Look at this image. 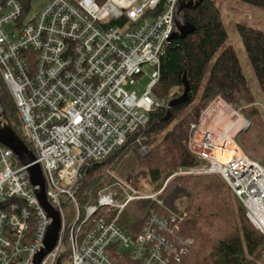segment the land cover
I'll return each mask as SVG.
<instances>
[{"label":"built area","instance_id":"2783aa9c","mask_svg":"<svg viewBox=\"0 0 264 264\" xmlns=\"http://www.w3.org/2000/svg\"><path fill=\"white\" fill-rule=\"evenodd\" d=\"M179 1L48 0L27 20L19 0H0V74L34 147L47 197L62 217L57 245L42 264H55L65 236L71 246L66 264H181L188 252L193 240L177 232L176 216L152 209L136 237L117 224L131 201L163 204L164 188L143 194L131 179L113 175L114 185L100 189L96 203L83 210L77 197L91 163L112 155L149 123L150 112L168 105L154 87L177 31ZM219 98L191 124L189 148L202 164L177 173L220 174L264 233V166L234 142L245 123L220 129L224 114L206 116ZM229 134L231 149L222 142ZM227 150L230 157L221 159ZM36 189L28 165L0 143V264H33L43 246L52 219ZM68 202L76 208L71 224Z\"/></svg>","mask_w":264,"mask_h":264},{"label":"trees","instance_id":"16d2710c","mask_svg":"<svg viewBox=\"0 0 264 264\" xmlns=\"http://www.w3.org/2000/svg\"><path fill=\"white\" fill-rule=\"evenodd\" d=\"M19 1L24 19L33 0ZM240 1L264 8V0ZM182 14L195 26V31L183 39H173L166 48L154 93L168 101L179 97L184 91L186 73L189 100L175 106L167 121L161 119L166 116L168 105L153 110L149 113V123L125 145L106 159L92 162L77 197L83 210L86 205L96 203L97 192L114 183L112 172L132 179L137 185L144 181L154 191L164 187L159 194L161 205L152 199L128 203L117 221L120 228L136 237L150 211L155 209L160 215L176 216L177 232L193 240L181 264H264V233L253 225L245 205L225 179L220 174L175 175L181 169L202 164L189 148L191 124L198 123L208 105L218 97L250 120L249 128L240 131L235 142L261 157L264 164V113L256 104L235 47L225 46L229 33L218 1L202 0L196 7L184 9ZM236 25L264 96V30ZM0 99L7 121L34 150L1 74ZM189 105L192 107L186 110ZM143 146H147V152L142 150ZM75 209L70 202L64 206L68 224L74 223ZM33 230L34 227L30 233ZM70 254V240L65 236L64 248L55 264H66Z\"/></svg>","mask_w":264,"mask_h":264},{"label":"water","instance_id":"95a60500","mask_svg":"<svg viewBox=\"0 0 264 264\" xmlns=\"http://www.w3.org/2000/svg\"><path fill=\"white\" fill-rule=\"evenodd\" d=\"M202 0H180L176 9V26L177 31L173 34V39H183L190 33L195 31V26L190 24L182 14L186 8L196 7ZM184 91L176 98H173L168 103L166 116L162 121H167L172 115L173 108L177 105L185 103L189 100L190 83L185 73L183 76ZM0 143L12 149L23 165H28V171L32 184L37 186L36 192L39 200L47 211L52 222L48 228L43 246L36 253L33 264H42L44 259L57 245L62 229V217L60 210L53 206L49 201L45 189V177L39 163H36V156L33 150L24 142V140L16 133L7 121L5 109L2 106L0 99Z\"/></svg>","mask_w":264,"mask_h":264},{"label":"rangeland","instance_id":"374dc122","mask_svg":"<svg viewBox=\"0 0 264 264\" xmlns=\"http://www.w3.org/2000/svg\"><path fill=\"white\" fill-rule=\"evenodd\" d=\"M217 1L221 7L223 17L225 19V23H226L228 33H229V39L225 43V46H227L228 44H232L235 47L236 52L238 54V57L240 59V62H241V64H243L242 66H243L244 72L247 76L246 78H248L249 84L251 85L253 92L256 96V100H257L256 104H258L261 107V109L264 113V96L262 95V92L260 91L261 88L259 86V82L256 78L255 73H254V70H253L251 62L249 60L247 51H245L246 48L243 44L242 38L240 36V33H239V31L237 29V25H236L238 23L246 24V25H250V26L257 27V28L264 30V8L254 6V5H250V4L244 3L240 0H217ZM47 2H48V0H33L32 5H31V9H30V11H28L26 19L27 20L32 19L36 14H38V12H40V10L45 6V4ZM213 63H214V59L211 61V65ZM148 73H149V71H148ZM149 81H150V77L148 76L144 80L141 81V85L145 87L149 83ZM136 88H138L139 92L142 90V87H140V86L138 87V85H136ZM218 102L220 105L219 107L224 108L225 110L230 112V114L232 115L230 118L224 117L223 121L221 123H218V125H219L218 127L220 129L222 126L227 125V127L231 128L232 130H237L240 127V125H242L243 123L246 124V128L241 129L240 131H244V130L249 128L251 122L249 119L245 118V116L243 115V113L241 111H239L233 107H231V108L234 111H231V110L229 111L228 109H230V105L226 101H224L222 98L221 99L219 98ZM190 107H192V106L189 105L186 108V110H188ZM215 113H220V112L219 111H213L211 116L213 117V115ZM239 132H237L236 135ZM225 136L231 137L230 134L225 135ZM139 141H141V138L139 139ZM234 145H235V143H234ZM236 145L244 153L249 155L251 158H254L255 160H257L260 164H262L264 166V164L261 161L262 160L261 157H256V156L252 155L251 153L245 151L237 143H236ZM144 147H146V150L144 152H147L148 151L147 146H143V148ZM143 148H142V150H143ZM112 174H115V175L121 177L120 175H118L115 172H112L111 175ZM175 175H182V174L176 173ZM121 178H124V177H121ZM124 179H126V178H124ZM133 183H134V181H133ZM110 185H114V183L110 184ZM134 186L137 189H139L143 194H145V193H158L161 190L160 189L159 191H154L144 181H142L138 185L136 183H134ZM158 197H159V195H158ZM158 205H161V204L158 203Z\"/></svg>","mask_w":264,"mask_h":264},{"label":"bare ground","instance_id":"6f19581e","mask_svg":"<svg viewBox=\"0 0 264 264\" xmlns=\"http://www.w3.org/2000/svg\"><path fill=\"white\" fill-rule=\"evenodd\" d=\"M220 105H219V102H218V100L209 108V110L206 112V116L208 115L209 117L211 116V114H212V112L213 111H219L220 113H223L224 115H225V117H227V118H230L232 115L230 114V112H228L227 110H225L224 108H222V107H219ZM229 111L231 110V111H234L232 108H231V106H230V109H228ZM208 119V118H207ZM229 120V119H228ZM244 125V123L242 124V125H240V127H242ZM239 127V128H240ZM222 142L224 143V144H226L227 145V147H228V149H231V147L233 146V140H232V138L230 137V136H224L223 137V140H222ZM230 155H231V151L230 150H227V151H225V152H223V153H219V156H220V158L221 159H223V160H227V158H229L230 157Z\"/></svg>","mask_w":264,"mask_h":264}]
</instances>
